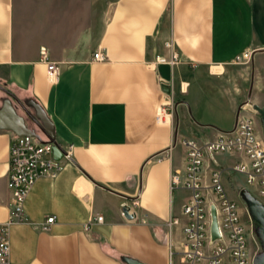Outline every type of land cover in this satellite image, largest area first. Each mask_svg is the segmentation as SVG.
<instances>
[{
  "label": "crops",
  "instance_id": "1",
  "mask_svg": "<svg viewBox=\"0 0 264 264\" xmlns=\"http://www.w3.org/2000/svg\"><path fill=\"white\" fill-rule=\"evenodd\" d=\"M99 50L106 61L94 59ZM174 51L178 60L168 62ZM246 52L249 66L236 67ZM50 62L61 65L56 81ZM222 66L221 77L211 75ZM0 83L40 104L57 141L74 145L57 176L37 180L26 220L11 228L17 264H127L123 256L144 264H174L177 256L181 263L182 206L191 193L173 189L171 175L184 169V139L207 144L234 128L242 105L264 106V0H0ZM6 98L0 89V106ZM14 136L0 129V224L13 203ZM159 155L167 157L158 162ZM243 158L205 157V180L222 170L237 202L225 171ZM50 215L56 222L43 231ZM96 216L103 220L84 228Z\"/></svg>",
  "mask_w": 264,
  "mask_h": 264
},
{
  "label": "built area",
  "instance_id": "2",
  "mask_svg": "<svg viewBox=\"0 0 264 264\" xmlns=\"http://www.w3.org/2000/svg\"><path fill=\"white\" fill-rule=\"evenodd\" d=\"M167 45L172 47L171 42ZM251 53L246 52L234 63L249 61ZM96 61H106L108 56L99 50L94 53ZM159 60L165 62L166 58ZM178 54L174 51L168 61L175 63ZM61 65L50 62L48 76L58 80L61 76ZM169 102L164 103L158 112L157 121H165ZM258 112L247 105L240 108L233 129L221 132L219 136L207 144L195 139L186 138L185 166L183 170L175 169L171 175L173 189L190 191V196L182 206V233L184 250L182 264H252L248 241V232L242 219L239 203L227 194L223 172L214 169L209 180H205L204 165L206 154H241L243 159L236 161L230 168L242 175L251 192L264 197V138L257 130L256 115ZM63 157L54 156V143H41L29 135L12 139L9 158L8 186L12 195V209L8 221L0 224V264H17L11 257L12 246L10 231L14 224L26 220L25 206L28 196L37 180L44 176H57L65 167L66 161L72 160L74 145H62ZM167 155H159L156 161L162 162ZM135 199L133 206H139ZM212 205L216 206L221 237L212 240ZM102 216L91 218L84 223L88 229L94 221H102ZM56 222V216H48L41 229L49 231ZM175 218L171 223H178Z\"/></svg>",
  "mask_w": 264,
  "mask_h": 264
},
{
  "label": "water",
  "instance_id": "3",
  "mask_svg": "<svg viewBox=\"0 0 264 264\" xmlns=\"http://www.w3.org/2000/svg\"><path fill=\"white\" fill-rule=\"evenodd\" d=\"M163 88L170 93V88L168 86L164 85ZM0 89L8 95V98L4 99L0 106V129L11 131L17 136H33L41 143L52 142L54 143L55 158L61 159L64 151L57 141L55 126L43 107L34 100L28 102L22 101L16 94L1 83ZM253 107L264 119V106L254 105ZM19 108L24 114L19 112ZM259 209L262 210L264 214V207L261 204ZM123 212L127 218H133V215L129 213V207L125 206ZM211 214L212 240H216L221 237V234L215 205H212ZM122 259L127 264H144L128 256H123Z\"/></svg>",
  "mask_w": 264,
  "mask_h": 264
},
{
  "label": "rangeland",
  "instance_id": "4",
  "mask_svg": "<svg viewBox=\"0 0 264 264\" xmlns=\"http://www.w3.org/2000/svg\"><path fill=\"white\" fill-rule=\"evenodd\" d=\"M235 66L244 68L249 66V63L248 61H245L243 63L236 64ZM210 71H212V76L216 75V77H221L224 73V67L222 66L220 72H217L214 67L212 68V70L210 69ZM221 82L223 81H220V83ZM204 86V88L207 87L206 84H204ZM206 90L208 89L206 88ZM258 115L260 114L258 113ZM259 119V127L264 129V119L261 115ZM233 159V156L229 158V160ZM225 175L230 176L233 180V184H236V186L237 184H239L237 188L236 186L234 188L231 187V194L238 200L240 208L242 210V219L246 225L248 232L251 262L252 264H264V214L262 213V210L259 209L260 204L264 207V197H259L254 192L243 190L240 185H245V180L243 176L236 174L235 172H233V170H226ZM174 264H181L179 257L176 256L174 258Z\"/></svg>",
  "mask_w": 264,
  "mask_h": 264
},
{
  "label": "bare ground",
  "instance_id": "5",
  "mask_svg": "<svg viewBox=\"0 0 264 264\" xmlns=\"http://www.w3.org/2000/svg\"><path fill=\"white\" fill-rule=\"evenodd\" d=\"M220 69H221V67H215V70H216L217 72H219Z\"/></svg>",
  "mask_w": 264,
  "mask_h": 264
}]
</instances>
